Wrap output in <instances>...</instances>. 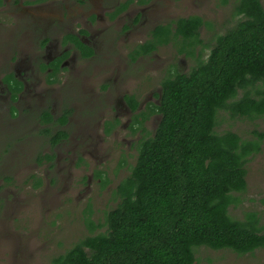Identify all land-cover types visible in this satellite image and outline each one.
<instances>
[{
    "label": "rangeland",
    "instance_id": "rangeland-1",
    "mask_svg": "<svg viewBox=\"0 0 264 264\" xmlns=\"http://www.w3.org/2000/svg\"><path fill=\"white\" fill-rule=\"evenodd\" d=\"M238 1L155 0L151 4L154 9H147L128 37L123 24L129 22V17L108 29L104 38L108 43L106 50L111 52H98L91 63L77 58L79 70L73 74L67 71L62 84L49 86V78L42 72L41 87L50 90L48 94L36 100L33 94L26 93L20 102L12 105L11 114L6 110L5 100H1L0 264H52L55 258L91 235L87 221L104 224L106 214L120 203L117 186L136 165L138 146L135 151L134 144L138 139L153 137L161 117L159 123L151 119L145 123V131L133 125V130L137 128L133 135L130 126L123 125L105 134L104 122L111 121L117 113L124 114L122 95L134 94L143 103L146 99L152 102L149 95L155 93L157 98L166 78L187 74L199 61L207 60L217 37L232 30L241 20L235 14ZM261 3L264 7V0ZM67 6L71 14L80 7L76 0H0V77L13 71L11 61L20 54L26 57V72L37 68L38 53L40 57L45 54L37 39L44 34L47 22L56 24L63 18L58 13L43 21L37 15L43 10L65 13ZM85 7L83 12L89 13L93 3L86 1ZM141 13L139 9L138 14ZM76 14L80 15V9ZM191 16H199L205 22L199 31L202 44L188 48L191 53H181L182 41L178 39L149 56L138 58L137 62L131 60V48L147 42L156 27L174 26L176 19ZM106 83L110 85L108 89ZM42 109L52 111L58 122L65 111L69 112L73 118L69 126L70 142L58 147L51 143L44 126L35 118ZM26 110L32 111L25 114ZM86 126L92 130L89 144L97 145V149L85 153L73 151L77 143L74 133ZM227 131L250 140L255 132L264 133V119L233 117L227 111H220L216 132ZM50 153L53 157L47 159L45 154ZM247 171V189L235 194L240 202L230 208V214L234 219L245 220L248 213H256L264 228V140L262 151L249 159ZM104 231L105 228H97L94 232ZM195 256L197 264H264V248L238 255L229 250L201 247L195 249Z\"/></svg>",
    "mask_w": 264,
    "mask_h": 264
},
{
    "label": "trees",
    "instance_id": "trees-1",
    "mask_svg": "<svg viewBox=\"0 0 264 264\" xmlns=\"http://www.w3.org/2000/svg\"><path fill=\"white\" fill-rule=\"evenodd\" d=\"M235 14L241 20L217 37L207 60L162 82L161 105L149 107L161 121L153 137L140 140L136 165L117 186L119 205L104 224L87 221L91 235L52 264H197L196 248L238 255L264 248L258 215L238 220L230 214L240 202L235 194L247 189V164L262 151L264 133L244 140L216 132L220 111L264 119V7L261 0H239ZM204 24L191 16L176 27L159 26L137 54L178 39L181 50L193 49ZM9 81L20 90L13 77ZM63 136L55 135L54 143Z\"/></svg>",
    "mask_w": 264,
    "mask_h": 264
},
{
    "label": "flooded vegetation",
    "instance_id": "flooded-vegetation-1",
    "mask_svg": "<svg viewBox=\"0 0 264 264\" xmlns=\"http://www.w3.org/2000/svg\"><path fill=\"white\" fill-rule=\"evenodd\" d=\"M88 1L89 3H93V10L89 13H84L85 3ZM144 1V0H143ZM142 0H76L77 4L80 6V15H77V10H74L71 14L70 8L67 6V12H61L59 10H43L39 13L38 20L41 18L43 21H48L51 17L57 16L58 13L62 15V20L56 24H52L50 22L46 23L47 28L43 31V35L37 36L35 39L39 40L38 45L42 50L43 57H40V53H38L36 60L38 62L37 68L26 72L28 68H24V63L26 62V57L22 54L18 58H13L11 61L12 64V72L3 73L0 77V102L1 100H5L6 110L11 114L12 113V105L17 104L23 99V96L26 93L33 94L34 97L38 98L43 97L50 92V90H44L41 87V79L39 75L43 72L46 73V76L49 78V86H54L57 84L63 83V75L67 71H70L71 74L78 71L77 62L78 59H82L88 62H92L97 56L98 52L106 51L111 52L110 50H106L108 48V43L106 42L104 36L108 29L112 26L120 25L125 17H129V22L124 25L123 30L128 35L135 30V27L141 22V20L145 17V13L147 9H154L151 5L155 0H146L147 3ZM139 9H141V14L139 15ZM37 10V9H36ZM86 10V9H85ZM90 10V9H89ZM139 17V18H138ZM189 18V17H188ZM181 19V18H180ZM179 19L174 21L177 22ZM156 27L151 34V40L153 37V32L157 29ZM202 28V27H201ZM200 28V29H201ZM199 29V31H200ZM200 37V36H199ZM61 38V43H60ZM148 40V41H149ZM147 41V42H148ZM175 41V40H174ZM174 41H171L166 45H159L157 49L152 51L149 55L157 52L160 48L165 47L167 45L172 44ZM182 41V40H181ZM147 42L137 44L135 47L133 46L129 51V56L132 61L137 62L138 58L149 56V55H139L137 54L138 47L140 45H145ZM202 44V41H201ZM63 46V49H60V46ZM197 44L196 46H198ZM184 44L182 42L181 47ZM59 48V50H58ZM87 50V56H85L84 52ZM115 49L112 48V51ZM181 53H185L186 55L191 53V50L188 48L181 50ZM200 56V53H198ZM78 58V59H77ZM42 59L46 61L43 62ZM116 57H114V61ZM69 69V70H68ZM180 69L181 66H180ZM179 69V71H180ZM37 70V76H36ZM14 72V73H13ZM84 75V71H82ZM188 74V73H187ZM13 77L18 87L19 91L14 92L11 88V83L9 78ZM107 84V83H106ZM105 88H109V84H107ZM53 93V92H51ZM58 93V92H57ZM61 94V93H58ZM155 93H151L150 100L152 102L139 101L138 98L134 94L132 95H122L121 96V109L124 114L117 113V115L110 121L104 122L105 125V134H111L113 131L117 130V128L123 125L124 128L130 126L131 135H133L137 130H133V125L138 126L142 122L143 125L145 123H149L150 119L160 120L161 115L157 112L152 113V109L149 107L160 106L162 100V85L160 91L157 95V98H154ZM133 98V101H128L127 98ZM67 99H70V96L66 95ZM149 100V101H150ZM133 102L137 104L136 109L133 108ZM145 105V106H144ZM116 112L119 111L118 106L114 109ZM32 110H26L25 114H29ZM22 113V110H21ZM142 114H145L142 116ZM49 115V116H48ZM50 119H46V117ZM38 117V120L41 122L42 126L45 128V133L51 137V143L56 147L66 144L71 140V130L70 124L73 118L69 115L68 111H65L64 115L59 119V122L55 119L52 111H47L42 109L39 114L35 115V118ZM104 117L102 111L100 112V118ZM124 117L126 121L124 120ZM161 121V120H160ZM57 123V124H56ZM158 127V124H157ZM156 127V128H157ZM75 136V140L77 143H74L73 151H79L82 153L88 152L89 149H97V145L93 146L89 144V141L92 136L91 128L89 126L78 128ZM143 130V129H141ZM147 132V131H146ZM156 132V130L154 131ZM59 133H63V136L58 143H54L53 137ZM118 134V133H117ZM141 139H138L134 144L133 149L137 151L138 142ZM132 147V144L131 146ZM51 154H45L47 159H51L53 156ZM58 157L57 155L55 156Z\"/></svg>",
    "mask_w": 264,
    "mask_h": 264
}]
</instances>
